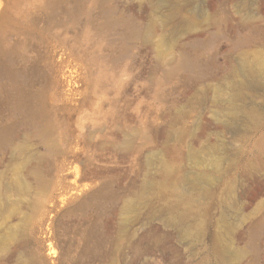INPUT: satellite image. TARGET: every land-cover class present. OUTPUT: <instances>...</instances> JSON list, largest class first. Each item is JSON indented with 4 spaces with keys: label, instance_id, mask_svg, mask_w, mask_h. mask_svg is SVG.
Here are the masks:
<instances>
[{
    "label": "rangeland",
    "instance_id": "rangeland-1",
    "mask_svg": "<svg viewBox=\"0 0 264 264\" xmlns=\"http://www.w3.org/2000/svg\"><path fill=\"white\" fill-rule=\"evenodd\" d=\"M0 264H264V0H0Z\"/></svg>",
    "mask_w": 264,
    "mask_h": 264
},
{
    "label": "bare ground",
    "instance_id": "bare-ground-1",
    "mask_svg": "<svg viewBox=\"0 0 264 264\" xmlns=\"http://www.w3.org/2000/svg\"><path fill=\"white\" fill-rule=\"evenodd\" d=\"M168 167H169V165H168L167 163H164V164H163V168H164V169H166V168H168Z\"/></svg>",
    "mask_w": 264,
    "mask_h": 264
}]
</instances>
